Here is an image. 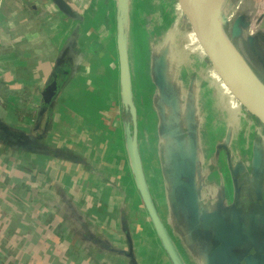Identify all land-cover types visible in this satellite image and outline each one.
<instances>
[{
	"label": "crops",
	"instance_id": "obj_1",
	"mask_svg": "<svg viewBox=\"0 0 264 264\" xmlns=\"http://www.w3.org/2000/svg\"><path fill=\"white\" fill-rule=\"evenodd\" d=\"M65 1L69 10H64L56 0H0V98L4 101L0 105V126L31 134L13 127L16 122L8 118L11 110L23 109L28 101H38L35 123L45 126L44 133L37 137L40 141L54 135L53 129L59 130V126L69 122L73 124L72 118L83 117L90 127L101 123L100 110L109 108L114 98L117 101L122 88L119 0ZM128 61L131 76L129 55ZM55 82L56 91L51 88ZM200 84L201 81H191L182 86V94H189L185 106L179 102L177 91L173 96L170 87L164 90L167 98L164 104L171 112L167 111L165 117L164 111L157 110V139L149 140L140 150L146 173L143 155H148L150 180L155 184L153 190L147 183L149 192L163 215L162 222L183 264H264V260L254 259L264 256V126L233 99L229 102L231 106L228 101L225 105L221 101L218 108L225 115L219 113L217 122L221 127L216 133L219 131L222 138L213 141L207 149L200 136L203 124L197 102L202 91ZM214 84L223 93L222 85L215 79ZM47 89L53 91L49 102L42 98ZM101 98L102 104L97 106L94 99ZM226 104L232 110H227ZM180 108L187 115V139L178 138L172 130ZM60 109L55 116L54 112ZM161 120L169 128L161 125ZM119 132H113L112 138L119 137ZM1 144L13 152L30 153L8 141H0ZM120 152L125 153L123 147ZM89 173L91 176L86 181L71 187L79 192L83 188L88 193L81 192L82 195L74 198L66 192L72 201H90L97 197L98 190L106 196L110 187L123 188L122 183L118 187L109 185L117 174L111 168L107 172ZM120 173L128 181L129 172ZM138 199L142 203L140 193ZM103 219L90 214L86 217L92 222ZM150 229L147 237L133 239L138 248L155 251V257H148L150 264H167L162 258L163 247L158 236ZM144 240L149 244H144ZM220 248L227 249L215 256Z\"/></svg>",
	"mask_w": 264,
	"mask_h": 264
},
{
	"label": "rangeland",
	"instance_id": "obj_2",
	"mask_svg": "<svg viewBox=\"0 0 264 264\" xmlns=\"http://www.w3.org/2000/svg\"><path fill=\"white\" fill-rule=\"evenodd\" d=\"M227 1L228 10L234 7L236 14L233 22L226 15L220 17L224 34L245 70L264 90V41H260L264 33V0ZM124 9L132 65L130 81L125 91L122 86L117 101L114 98L109 108L100 110L101 123L90 127L83 117L74 115L73 124L61 125L59 130L53 129L50 138L33 144L34 148H49L43 154L17 153L5 144L0 145V264H133V259L137 264H150L148 257H155V251L138 248L133 239L147 237L150 227L155 236L158 234L143 201L138 199L129 152L133 121L124 93L136 107L139 146L144 148L149 140L156 138L157 110L164 111L165 117L167 111L171 112L164 104L166 87L174 91L173 96L177 91L179 102L185 106L189 94H182V86L201 81L202 91L197 96L203 119L200 136L207 149L213 141L222 138L219 131L216 133L221 127L217 122L219 113L225 115L218 108L221 101L223 105L228 101L231 106L229 102L233 99L242 107L216 72L187 0H126ZM214 79L222 85L223 93L215 87ZM103 100L94 99V103L100 106ZM32 101L23 105V109L11 110L8 120L16 122L13 127L38 137L44 133L45 126L35 123L39 105L38 101ZM3 104L0 98V105ZM230 106L227 110H232ZM76 108L81 111L79 106ZM60 111H55V116ZM177 114L172 130L178 138L187 139L185 110L180 108ZM161 125L169 128L162 120ZM117 130L120 135L113 139L112 134ZM122 147L125 153L120 152ZM143 160L146 183L154 190L152 172L147 167L148 155H143ZM110 168L117 174L109 185L118 187L122 183V189L110 187L106 196L98 190L97 197L90 201L70 199L69 193L74 198L82 195L81 192L88 193L83 188L80 192L73 188L91 176L89 171L98 174ZM124 170L129 172L128 181L121 176ZM72 185L75 186L71 189ZM156 209L163 218L157 206ZM87 213L104 221H87ZM106 216L110 219H105ZM143 243L149 244L148 240ZM162 250L163 261L173 264L165 249Z\"/></svg>",
	"mask_w": 264,
	"mask_h": 264
},
{
	"label": "water",
	"instance_id": "obj_3",
	"mask_svg": "<svg viewBox=\"0 0 264 264\" xmlns=\"http://www.w3.org/2000/svg\"><path fill=\"white\" fill-rule=\"evenodd\" d=\"M56 1L64 10H69L65 0ZM119 2L118 48L120 54L122 86L123 90L125 91V87L129 85L130 81L125 26L126 11L124 9L126 0H119ZM187 2L191 8L204 45L208 51L209 57L215 67L216 72L236 97V99L242 104V106L264 125V90L252 79L235 55L230 43L228 42V39L224 34L223 25L216 14L213 0H187ZM51 88L56 91L57 83L55 82ZM52 94V90L49 91L47 89L44 92L46 102L50 101ZM124 94V100L130 107V114L133 121V137L130 139L129 152L132 161L135 182L137 184L141 199L145 205L146 211L170 260L173 262V264H183L176 251V248H174L171 238L168 235V232L158 214L152 196L149 192L144 176L143 162L139 147L137 110L134 103L132 102V99L128 97L126 93ZM0 129L2 130L0 134V140L3 142L8 141V143L13 144L16 148L25 149L29 152H48L47 148H34L33 144L39 139L36 136L27 134L25 132H14L5 126H0ZM225 249L227 248H220L216 252L215 256L220 255V252ZM254 259L258 261L264 260V256H262L261 259ZM132 262L133 264H137L134 259Z\"/></svg>",
	"mask_w": 264,
	"mask_h": 264
},
{
	"label": "bare ground",
	"instance_id": "obj_4",
	"mask_svg": "<svg viewBox=\"0 0 264 264\" xmlns=\"http://www.w3.org/2000/svg\"><path fill=\"white\" fill-rule=\"evenodd\" d=\"M213 3H214V8L216 10V14H217L219 19L222 15H226L229 22L234 21V19H235L234 17L236 14V8L233 7V9H230V11H229L227 0H213Z\"/></svg>",
	"mask_w": 264,
	"mask_h": 264
},
{
	"label": "trees",
	"instance_id": "obj_5",
	"mask_svg": "<svg viewBox=\"0 0 264 264\" xmlns=\"http://www.w3.org/2000/svg\"><path fill=\"white\" fill-rule=\"evenodd\" d=\"M264 41V33H262L261 34V36H260V41ZM61 79H62V81H65V77H60ZM1 141V140H0ZM38 141H39V139H38ZM140 145V144H139ZM140 150H141V146H140ZM38 153H40V154H43V153H45V152H38Z\"/></svg>",
	"mask_w": 264,
	"mask_h": 264
},
{
	"label": "built area",
	"instance_id": "obj_6",
	"mask_svg": "<svg viewBox=\"0 0 264 264\" xmlns=\"http://www.w3.org/2000/svg\"><path fill=\"white\" fill-rule=\"evenodd\" d=\"M69 1H71V2H75V3H76L78 0H69Z\"/></svg>",
	"mask_w": 264,
	"mask_h": 264
}]
</instances>
